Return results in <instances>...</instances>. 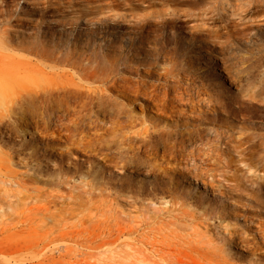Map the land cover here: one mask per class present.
Returning <instances> with one entry per match:
<instances>
[{"label":"rangeland","instance_id":"374dc122","mask_svg":"<svg viewBox=\"0 0 264 264\" xmlns=\"http://www.w3.org/2000/svg\"><path fill=\"white\" fill-rule=\"evenodd\" d=\"M118 1L123 18L113 16L115 12L97 0H20L18 9L12 0H0V20L35 17L47 7L41 32L52 24L63 39L73 42L71 38L79 33L72 37L68 26L59 28L55 21L76 20L78 32L85 36L87 16L78 17L103 9L106 24L119 22L122 30H103V36L111 37L102 50L101 40L93 36L95 49L73 46L74 53L95 50L98 63L116 65L118 84L106 94L122 118L134 123L132 133L156 137L182 132L190 138L183 146L172 142L175 148L165 156L159 151L150 166L146 155L131 161L132 151L120 154V165L109 168L103 166L101 155L86 162L81 152L74 151L80 163L77 170L76 160L67 157L63 162L42 163V156L36 160L32 149L23 147L17 158L6 147L2 151L14 156V172H0V180L18 181L22 187L16 192L15 187L0 184V264H106L98 235L103 222L115 217L137 230L126 231L123 244L141 246L140 241L159 230L200 264H264V0ZM138 12L139 18L133 15ZM125 28L144 38L142 44L136 42L142 49L140 58L149 49V34L150 42L160 41L163 57L150 60L151 65L139 62L130 41L121 39ZM190 37L198 45L192 46ZM248 37L251 44H243ZM222 67L238 82V89L221 85L218 75L223 72L218 69ZM166 73L167 81L161 77ZM140 82L147 89L136 92ZM175 84L191 86L192 98H179ZM195 85L210 96L207 101L197 96ZM153 88L158 93L168 88L171 106L150 95ZM125 139L120 131L107 135L108 141L122 147L118 154L129 150ZM19 140L23 144L30 139ZM50 145L54 152L65 154L62 144ZM239 155L245 156V163H239ZM133 166H138L137 172ZM202 181L210 185L205 189ZM39 202L54 207V216L25 230L22 220L28 206ZM55 225L65 235L48 242L46 249L34 246ZM193 245L211 249L217 262L197 257L190 250Z\"/></svg>","mask_w":264,"mask_h":264},{"label":"bare ground","instance_id":"6f19581e","mask_svg":"<svg viewBox=\"0 0 264 264\" xmlns=\"http://www.w3.org/2000/svg\"><path fill=\"white\" fill-rule=\"evenodd\" d=\"M12 1L15 4L14 7L18 9L20 0ZM97 1L99 4L104 3L109 12L114 11L113 16L124 17L125 14L121 10L120 4L122 2L117 3L118 0ZM119 1L127 3L126 0ZM48 9L42 7L38 13L39 17L28 16L25 18V16L19 15L20 17L7 16L0 20V143L3 146L0 150V172L13 173L14 156L12 153L19 158L18 155L20 156L24 148L34 150L33 156L36 160H40L38 155L42 156V163H49V161L55 163L57 160L63 162L65 157L69 160H76L73 163L77 170L80 168V163L77 161L78 157L72 154L74 151L81 152L86 158V162L101 155L99 157L103 160V166L109 168L118 167L120 154L126 155L130 151L133 153L131 161L134 162L146 155L149 158L150 166L154 163L152 159L156 160L158 157L159 151L163 154L162 156H165L171 152L172 148H175L176 144L183 146L185 138L189 136L182 132L174 135L164 133L156 137H150V135L142 137L144 135L132 133L134 123L128 118H122L120 111L111 103V97L106 94L110 87L113 88L118 84L114 75L117 70L116 65L109 64L107 67L104 63L100 64L101 61L98 63L97 51L92 49L90 53H74V50H77L74 48L76 46L79 48L94 46L93 49H95L96 40L91 41L93 36L101 40L99 47L102 50V44L109 42L110 39L109 41L107 39L111 37L103 36V30L111 27V29L120 31L122 30V27L119 26L120 23L114 22L115 26L106 24L107 21L105 22L101 18L106 14L102 11L103 9L100 10V13L97 10L87 11L78 17L80 19L87 16L83 29L85 36H82L78 32L76 20L68 24L60 23V20L55 21L60 25L59 28L68 26L67 28L71 32L70 36L73 37V33L76 31L79 33L78 37L71 38L74 40L73 43L68 37L63 39L62 33L55 31L58 28L56 27L54 30L52 24H48L44 28L45 32H41V25H43ZM133 15L137 18L141 17L139 12ZM123 31L124 35L122 34L121 39L130 41L131 48L133 47L136 52L135 57L139 62L146 61L145 65H151L152 61L150 60L154 62L162 56L163 50L160 41L155 38L152 40L153 42H150L152 37L149 34L146 36L149 49L143 50L144 56L140 58L142 54L139 55V53H142V49L136 47V42L142 44L144 38L139 37L132 29L125 28ZM54 32H58L60 36L55 37ZM190 38L187 40L192 46L198 45V41L194 37ZM243 42L245 45L251 44L249 37ZM150 43L154 45L150 46ZM218 70L223 72L218 75L223 87L238 89L239 84L235 78L227 74L223 67ZM148 74L149 76L153 75L150 72ZM162 75L164 76L160 74L167 81L168 74ZM143 88L147 89L145 84H136V92H141ZM196 88L197 96L207 101L210 96L204 90L202 93L198 85ZM155 89L153 88V91H148V93L157 98L160 97L163 104L169 103L171 106L172 101L168 94V88H165L166 90L162 93L155 92ZM174 92L179 98L187 96L188 100L193 96L190 93L191 86L176 85ZM190 107L193 108V106ZM117 131L126 137L124 146L127 147L126 150L129 148L128 151H121L119 154L116 151L123 150L122 147L107 140V135H113ZM189 135L192 134L189 133ZM24 137L25 141L26 139L30 140L20 144L19 138L24 140ZM54 142L62 144L61 147L65 154L59 151L54 152V147L50 145ZM172 142L175 145H172L174 144ZM37 146H42L43 151L38 150ZM6 147L8 151L12 150V153L8 154L2 151H7ZM49 147L51 150H48ZM239 156V163H245V156ZM178 166L182 167L181 164ZM132 168L137 172L138 166ZM194 180L200 182L197 177ZM0 184L9 186V188L15 187L16 192H21L22 184L18 181L0 180ZM202 184L205 189L208 187L206 185H210L205 181H202ZM53 209L54 207L48 203L43 204V202L28 206L27 214L22 220L25 230L33 229L34 225L44 222L45 218L51 219L54 216L51 212ZM102 227L98 237L103 240L101 247L105 250L102 252L108 260V262H104L106 264H200L194 255L186 250H181L179 244L168 239L167 235H159V230L154 235L145 237L140 241L141 246H137L128 242L124 244L120 242L126 231L134 233L137 230L130 226L127 227L119 218L115 217L112 220L107 218ZM48 229L49 231L40 238L41 243L38 241L34 243V246L44 245V249H46L49 247L48 242L56 241L65 235L62 233L63 228L59 225ZM124 246L125 248L122 249ZM190 250L197 257L210 263L217 262L214 252L209 248L193 245ZM77 264L90 263L80 261Z\"/></svg>","mask_w":264,"mask_h":264}]
</instances>
